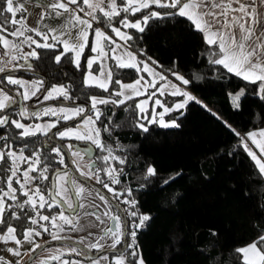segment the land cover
<instances>
[{"label":"snow or ice","instance_id":"6c2138e0","mask_svg":"<svg viewBox=\"0 0 264 264\" xmlns=\"http://www.w3.org/2000/svg\"><path fill=\"white\" fill-rule=\"evenodd\" d=\"M37 6L43 8L41 21L49 19L55 22L54 26L44 25L47 31H42L40 27H29L26 16L16 19L18 13L27 11L24 3L19 0H0V16L4 17L3 23H0V48L3 49L0 65H11L12 70L31 69L33 65L29 61L40 59L41 54L37 49L52 50L56 63H61L62 59L67 60L81 72L84 87H95L108 95H88L85 104L81 106L43 107L40 111H30L24 102L31 101L34 97L43 101L70 100L72 97L69 86H49L43 78L25 81L6 75L0 79V129L8 126L19 130L12 139L18 137L25 141L19 150H15L11 142L0 147V162L6 165L0 172L7 174L5 186L0 187V225H6L0 229V243H14L15 247H7L5 251L20 258L15 264H30L32 254L42 248L33 237H40L42 232L48 233L51 228L54 229L50 232L52 240L70 239L60 236V233L66 226L76 230L75 225L81 215L79 210L100 207L89 200L93 193L88 186L67 171L65 157L68 154L73 157L75 170L84 180H95L96 184H102L118 201L123 195L101 179L100 173L103 172L112 185L119 184L123 169L113 167L112 162L123 165L125 160L114 155L113 147L103 141V133L112 136V117L115 112L107 117L108 122L105 123V111L100 106L112 105L119 108L132 101L133 104L128 105L125 111L132 110L135 117L133 126L144 133L154 124L161 128H179L178 120L190 103L207 108L187 90L191 83L189 79L172 69H167V74L158 71L163 66L152 57H147V60L140 58L146 56V52L143 49L139 52L132 50L130 42L134 41V35L126 30L143 34L153 20L172 19L177 23L186 21L188 30L198 33L206 45L202 55H207L209 64L220 66L227 74L240 78L249 85H255L253 94L264 101V0H82V3L80 0H53L46 5ZM9 23L13 26L11 31L7 27ZM28 33H34L39 40ZM117 38L123 43H118ZM25 45L30 49L27 52L21 50ZM60 47L62 51H59ZM18 60H23L24 63H13ZM109 61L113 63L110 64ZM114 69L134 70L137 79L132 83H123L117 78ZM6 71H9L6 66H0V73ZM169 76L174 77L175 82ZM195 78L200 79L198 76ZM4 80L8 85L18 86L23 91L10 94L3 86ZM245 91V88H241L229 94L234 108L241 107L240 101ZM138 97L145 98L136 99ZM167 97L178 99L169 104ZM15 105H19L18 109L13 108ZM208 111L211 112L210 109ZM10 112H14L20 119H12ZM173 113L177 114L174 118L165 119ZM211 114L216 116L214 112ZM29 117H57V120L73 122L75 126L65 124L58 127L56 121L35 125L21 122ZM77 117L79 122H76ZM217 119L220 117L217 116ZM225 125L239 138L236 147L243 149L264 181V128L242 134L227 122ZM38 133L48 137L49 144L55 140L63 142L68 139L79 141L85 146L81 148L74 144L60 143L50 147V152L58 158L57 164L64 166V170L57 167L50 175L51 157H46L45 162L39 151H33L27 156L24 154V150L29 147L28 138L35 137ZM0 140L7 141L9 137L3 135ZM249 142L255 150L250 147ZM91 146L106 153L96 157L104 162V167L96 168L92 162V157L89 156ZM119 147L117 144V148ZM235 150L234 147L233 152ZM85 157L89 159L85 166L87 171L78 163V160H84ZM22 164L26 167L21 168ZM180 174L178 172L169 176L163 180V184L173 182ZM156 175L157 170L149 165L144 179ZM41 181H47L48 184H41ZM124 191L127 192V197L122 201L126 205L122 211L129 220H125L118 211L106 207L101 215L96 216L99 234L91 242L86 243L85 237L78 241L84 250L68 246L64 250H57L59 254L51 255L39 264H48L49 259L58 264H83L81 260L63 259L65 251L69 255L84 257L89 264H145L139 252L137 232L146 227L151 216L139 212L137 201L130 199V189ZM95 195L101 202L107 203L105 195L99 192ZM58 207L64 210L54 211ZM42 209L53 211L43 214ZM84 214L95 215L92 212ZM22 217L31 226L25 227L22 238H18L17 227L8 223V220L20 221ZM107 221L112 224L108 225ZM209 231L213 236L217 234L214 230ZM88 235L93 234L90 232ZM25 243L32 245L24 253L29 255L28 262H23L20 251ZM93 251H111L112 256H90L89 253ZM234 254L239 264H264V234L249 244L235 248ZM0 264L13 262L0 256Z\"/></svg>","mask_w":264,"mask_h":264},{"label":"trees","instance_id":"16d2710c","mask_svg":"<svg viewBox=\"0 0 264 264\" xmlns=\"http://www.w3.org/2000/svg\"><path fill=\"white\" fill-rule=\"evenodd\" d=\"M3 20L4 17L0 16V23ZM7 27L9 31L13 30L10 23ZM126 31L134 35V41L130 42L132 50L139 52L143 49L146 52V56L140 58L147 60V57H152L163 66L158 71L166 73L167 69H172L189 79L191 83L187 90L207 108L190 103L178 120L179 128H161L154 124L144 133L133 126L135 117L132 110L125 111L128 105L133 104L132 101L119 108L100 106L105 111V123L108 122L107 117L115 112L112 117V136L103 133V141L113 147L114 155L125 160L123 165L112 162L113 167L123 169L119 184L112 185L103 172L100 173L101 179L123 195L118 201L102 184L98 185L119 203L127 197L124 190L130 189V199L137 201L139 212L151 216L146 227L137 232V244L145 264H239L234 249L264 234V181L243 149L236 147L239 138L226 127L225 122L242 134L264 128V101L253 94L255 85L227 74L220 66L209 64L207 55H202L206 45L198 33L188 30L186 21L153 20L143 34L135 30ZM62 50L60 47L59 51ZM37 51L41 54L40 59L30 61L32 70L42 77L26 73L15 74L14 77H24L28 81L45 77L49 86H69L72 98L63 102L85 104L88 95H108L95 87H84L81 72L67 60L56 63L52 50ZM19 62L22 64L24 61ZM114 71L123 83L137 79L134 70ZM197 76L200 79H196ZM169 78L174 81V77ZM3 86L10 90L18 88L8 85L6 80ZM241 88L246 91L240 101L241 107L236 109L232 106L229 94ZM9 115L12 119L17 118L14 112ZM176 115L170 114L166 119ZM45 120H56L58 127L67 123L57 120V117H34L29 122ZM18 131L8 126L0 129V136L9 137L7 141L0 140V147L11 142L14 149L19 150L25 141L18 137L12 139ZM63 143L82 146L81 142L75 140L65 139ZM28 144L29 147L24 150L26 156L39 151L42 160L51 157L50 175L57 167L64 170L63 165L57 164L55 154L50 152V147L57 143L49 144L48 137L37 134L28 138ZM234 147L236 150L233 152ZM93 148L95 154L92 162L96 168L104 167V162L96 157L106 153ZM230 152L233 154L229 155ZM84 160L89 163L88 157ZM65 161L69 172L66 157ZM149 165L157 170V175L145 180V170ZM4 167L6 165L0 162V169ZM24 167L26 165L23 164ZM178 172L181 174L173 182L163 184L164 179ZM6 175L0 172V187L5 186ZM41 184L48 182L41 181ZM122 206L126 207L124 204ZM59 210L56 208L54 211ZM51 211L41 210L43 214ZM125 218L129 220L126 215ZM8 223L17 227L18 238H22L25 227L31 226L23 217L20 221L9 219ZM5 227L0 225V229ZM210 229L217 234L211 235ZM42 238L49 239V236L42 235Z\"/></svg>","mask_w":264,"mask_h":264},{"label":"crops","instance_id":"0c3cea01","mask_svg":"<svg viewBox=\"0 0 264 264\" xmlns=\"http://www.w3.org/2000/svg\"><path fill=\"white\" fill-rule=\"evenodd\" d=\"M19 2L24 3L27 11L25 13H18L17 17H16L17 20H19L21 16H26L27 17L26 23L29 27H32V28L40 27L42 31H47V28L44 27L45 24H48L50 26H54L55 22L52 20H49V19H45L44 21L40 20V15H41V12L43 11V8L37 6V4H39L41 6L46 5L49 2H53V0H19ZM81 15H82V13H81ZM108 31H110V29ZM3 34L6 35V33H3ZM28 35H32L34 39L39 40V37H36L34 33H28ZM9 39H12V37H9ZM32 47H35V46L33 45ZM21 50L24 52H27L30 49L28 46L25 45L22 47ZM2 52H3V49L0 48V53H2ZM54 121H56V120H54ZM22 123H24V122H22ZM28 124L31 125V123H28ZM40 135H42V134H40ZM249 144H250V147H253V149L255 150V147L253 145H251L250 142H249ZM257 152H258V150H257ZM89 190L93 193V197H89V200L93 204H99L100 207L99 208L89 207V208L84 209L82 211L95 213V215H87V218L91 221V223H90L91 226H90L89 230L91 231V233H93L96 236L100 232L99 227H97V225H99V221L96 220V216L101 215L106 207L109 208V205L105 202H101L99 200L98 196L95 195L96 193L93 192L90 188H89ZM107 224H108V221H107ZM41 237H42V235H41ZM33 239L36 243H39L41 241L40 237H33ZM102 243H104V242H102ZM7 247H15V245H14V243H11V242L8 244L0 243V256H4L5 259L11 260L13 262V264H15V261L17 259H20V258L12 256L11 254L7 253L5 251V249ZM31 247H32V245L27 244V243L23 244V246L21 247L20 251L23 255V262L29 257V255H24V253Z\"/></svg>","mask_w":264,"mask_h":264},{"label":"rangeland","instance_id":"374dc122","mask_svg":"<svg viewBox=\"0 0 264 264\" xmlns=\"http://www.w3.org/2000/svg\"><path fill=\"white\" fill-rule=\"evenodd\" d=\"M110 32V31H109ZM93 35H94V33H93ZM117 42L118 43H122L121 41H119V39L117 38ZM0 55H2V53H0ZM92 55V54H91ZM4 59H7V58H4ZM30 62V61H29ZM110 62V61H109ZM108 62V63H109ZM13 63H20L19 62V60L18 61H15V62H13ZM24 63V62H23ZM0 66H6L8 69H9V71H12V69H11V65H0ZM95 67V66H94ZM16 69H20V68H16ZM16 69H14V70H16ZM6 72H8V71H6ZM0 74H2V73H0ZM15 78H19V77H15ZM19 79H23V80H25L26 81V79L24 78V77H20ZM132 83V82H131ZM18 87V86H17ZM6 88V87H5ZM16 90V92L17 91H23V89H19V88H16L15 89ZM10 92H14V94L16 93L15 91H13V90H11ZM11 94V93H10ZM13 95V94H12ZM141 99H144L145 97H140ZM176 99H178V98H173V97H167V100H168V103L169 104H171L172 102H174ZM150 104L152 103L151 101L149 102ZM47 107H57V106H47ZM58 107H61V106H58ZM64 107V106H63ZM68 108H71V107H68ZM160 110H162V109H158V111H160ZM165 119H166V117H165ZM166 120H168V119H166ZM47 122H52V121H47V120H45V121H38V122H32L31 123V125H35V124H37V123H40V124H43V123H47ZM39 134V133H38ZM71 159L73 160V157L71 156ZM78 163L80 164V166H81V168L83 169V170H88L85 166L87 165V163H86V160H84V161H81V162H79V160H78ZM23 165V164H22ZM22 165H21V168H22ZM72 165L74 166V169H75V165L72 163ZM15 187H19L18 185H15ZM63 211V210H62ZM80 212H81V215H80V217L78 218V221H77V223H76V225H75V228H76V230H72V228L70 227V228H66L65 227V230L63 231V232H61L60 233V236H62V237H66V238H70V239H61V240H52V238H51V235H50V232L51 231H54V229H51L50 228V231L48 232V233H44V232H42V234L41 235H48L49 236V239H43L41 236H40V242H39V244H41V245H44V244H46L45 243V241H48V242H51V241H69V242H73V243H75V244H78V245H80V246H83V245H81V244H79L78 243V241L80 240V238L81 237H85L86 238V240H85V242H91V241H93L94 240V238H95V235L93 234L92 236H89L88 235V233H90L91 231L89 230V228H90V226H91V221L87 218V215L86 214H84L85 212L84 211H82V210H79ZM108 224L109 225H111L112 224V222L111 221H108ZM68 246H71V245H54V246H51V247H48V248H46V249H44L43 251H41L39 254H38V256L30 263V264H39V262L41 261V260H44V259H47V258H49L51 255H55V254H59L58 253V251L57 250H64V249H66ZM107 255V254H106ZM103 256V255H102ZM109 256V258H111V256L112 255H108ZM72 257V258H71ZM76 257V258H75ZM63 259H68V260H80V259H82L83 260V264H89V261L88 260H86L84 257H77V256H75V254H71V255H69L66 251H65V253H64V255H63V257H62ZM81 260V261H82ZM53 263V264H58V262L57 261H52V260H48V263Z\"/></svg>","mask_w":264,"mask_h":264},{"label":"water","instance_id":"95a60500","mask_svg":"<svg viewBox=\"0 0 264 264\" xmlns=\"http://www.w3.org/2000/svg\"><path fill=\"white\" fill-rule=\"evenodd\" d=\"M21 72H30L33 75L42 77V75H40L39 73H37V72H35L33 70H25V69H21L20 68V69H16V70L4 72V73L0 74V79H2L3 77H5L6 75H13V74L21 73ZM43 79L48 82V80L45 77H43ZM48 85H49V83H48ZM6 90H8L9 93H11L13 95L16 94V93L14 94V92H10L11 90H9L7 88H6ZM41 100L42 99L37 98V99H35L32 102L37 103V102H39ZM32 102H29L28 106H30ZM81 105H84V104H80V103H69V102H63V101H47V102H45V103H43V104H41V105H39V106H37L35 108H29V109H30V111H37V110H39V109H41L43 107H47V106L76 107V106H81ZM17 106L18 105H15V106H13V108L16 109ZM88 107H90V106L88 105ZM76 122H79V118L78 117L76 118ZM66 124H68L69 126L75 125L73 122H67ZM53 131H55V130H53ZM53 142H55L57 144H60L61 143V142H59L57 140H55ZM91 147H92V152L89 153V156L90 157H93L94 154H95V151H94L93 146H91ZM65 151H67V148L65 149ZM66 159H67V164H68V170H69V173H70L71 176L75 177L77 180L83 181L84 183L90 185L91 187H93L94 189H96L100 194L105 195L106 198H107V200H109L110 203H112L114 206H117L115 204L114 200L111 198V196L103 188H101L99 185H97L94 181H92V180H84V178H82V177L79 176V174L73 168L72 161H71V155L70 154H68L66 156ZM119 211H120V209H119ZM120 213H121V211H120ZM54 245H71V246H75V247H78V248H81L82 250H84L83 249V246H80V245L75 244L73 242H69V241H51V242H48V243L42 245V248L37 249L36 252L32 254V258H31L30 263L36 258V256L41 251H43L44 249H46L48 247L54 246ZM109 253H112V252L111 251H106V252H101V253H97V254L89 253V255L90 256H97V255L102 256V255L109 254ZM28 261H29V257L24 262H28Z\"/></svg>","mask_w":264,"mask_h":264},{"label":"flooded vegetation","instance_id":"af4514ba","mask_svg":"<svg viewBox=\"0 0 264 264\" xmlns=\"http://www.w3.org/2000/svg\"><path fill=\"white\" fill-rule=\"evenodd\" d=\"M31 62V61H30ZM21 69H23V68H21ZM25 70H32V68L31 69H25ZM34 71V70H33ZM21 73H26V74H31L30 72H21ZM17 74H19V73H17ZM13 75H15V74H13ZM40 77V76H39ZM20 78V77H19ZM26 81H28V80H26ZM8 89V88H7ZM10 90V89H9ZM13 91H15L16 92V90H14V89H12ZM35 99H37V97H34L31 101H27V102H24L27 106H28V104H29V102H32V101H34ZM45 102H47V101H43V100H41V101H39V102H37V103H35V102H32L31 103V105L30 106H28L29 108H35V107H37V106H39V105H41V104H43V103H45ZM18 107H19V105L17 106V108L16 109H18ZM42 109V108H41ZM41 109H39V110H37V111H40ZM30 110V109H29ZM32 118H34V117H29L28 119H26V120H21L22 122H24V123H32V122H29ZM16 119H20L18 116H17V118ZM73 126H75V125H73ZM60 142V141H59ZM61 143H63V142H61ZM85 145H83L82 144V146H80L81 148L82 147H84ZM71 155V154H70ZM93 181V180H92ZM84 183V182H83ZM96 183V182H95ZM86 184V183H85ZM87 186H88V188H90L93 192H95V193H97L98 191L96 190V189H94L93 187H91L90 185H88V184H86ZM98 185V184H97ZM111 196V195H110ZM111 198L114 200V202H115V204L117 205V206H114L112 203H110L109 202V200H107V204L109 205V208L110 209H115L116 211H118L119 212V214L120 215H123L124 216V219L126 220V218H125V214H124V212L122 211L124 208H123V206H122V204L123 203H119V202H117L112 196H111ZM58 208H60V207H58ZM61 210H59V211H62L63 210V208H60ZM119 209H120V211H121V213H120V211H119ZM67 214V213H66ZM73 247H75V246H73ZM92 254H97L95 251H93L92 252ZM106 255V254H105ZM107 255H112V253H109V254H107ZM76 258V257H75ZM80 260H82V259H80ZM83 261V260H82Z\"/></svg>","mask_w":264,"mask_h":264}]
</instances>
